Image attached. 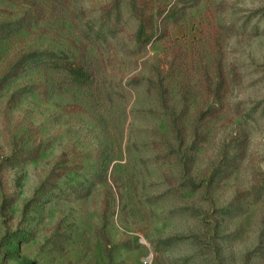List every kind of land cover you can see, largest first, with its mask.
I'll use <instances>...</instances> for the list:
<instances>
[{"label":"rangeland","instance_id":"374dc122","mask_svg":"<svg viewBox=\"0 0 264 264\" xmlns=\"http://www.w3.org/2000/svg\"><path fill=\"white\" fill-rule=\"evenodd\" d=\"M0 264H264V0H0Z\"/></svg>","mask_w":264,"mask_h":264},{"label":"trees","instance_id":"16d2710c","mask_svg":"<svg viewBox=\"0 0 264 264\" xmlns=\"http://www.w3.org/2000/svg\"><path fill=\"white\" fill-rule=\"evenodd\" d=\"M175 3L176 1L174 2V4ZM152 38H153V32H148L144 22L140 21V24L138 25L137 30L134 35L135 41L138 44L143 45L149 42ZM53 58H54L53 54H49L45 52H33V53H29L27 55L22 56L20 60L24 62H30V63L35 62V64H37V62L40 60V66L43 67L44 69L59 70L60 68L56 64V61L53 60ZM64 71L69 81L72 82L73 84L81 85L88 81V75L84 71V68L79 64L67 63L65 65Z\"/></svg>","mask_w":264,"mask_h":264}]
</instances>
